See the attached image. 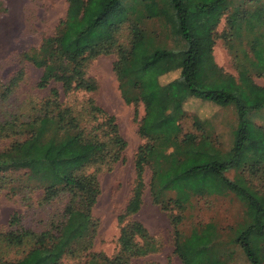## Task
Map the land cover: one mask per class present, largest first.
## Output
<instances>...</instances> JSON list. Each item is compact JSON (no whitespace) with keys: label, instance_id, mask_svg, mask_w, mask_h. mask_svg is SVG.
I'll return each instance as SVG.
<instances>
[{"label":"trees","instance_id":"1","mask_svg":"<svg viewBox=\"0 0 264 264\" xmlns=\"http://www.w3.org/2000/svg\"><path fill=\"white\" fill-rule=\"evenodd\" d=\"M65 4L52 33L20 55L39 70L35 88L46 94L9 103L23 70L0 81V192L25 205L37 194L38 209L55 202L62 207L29 227L13 213L0 231V264H137L156 253L158 241L133 218L142 205L145 170L150 202L166 217L171 254L180 264H235L237 253L247 264H264V128L250 119L264 109V86L254 81H264V0ZM221 18L224 27L216 34ZM215 39L230 53L235 76L214 63ZM110 55L141 143L133 159L134 185L117 217V250L107 258L90 252L96 230L91 211L100 193L98 174L122 159L126 143L114 117L92 99L97 83L86 69ZM174 71L176 78L159 83ZM189 99L232 109L227 149L205 119L193 115L190 130L183 128ZM227 195L243 206V223L224 236L212 222L182 233L192 200Z\"/></svg>","mask_w":264,"mask_h":264},{"label":"rangeland","instance_id":"2","mask_svg":"<svg viewBox=\"0 0 264 264\" xmlns=\"http://www.w3.org/2000/svg\"><path fill=\"white\" fill-rule=\"evenodd\" d=\"M65 8V0H0V81L6 82L18 69L23 70L24 75L9 103H17L29 97L41 98L46 94L45 90L35 88L39 70L21 61L20 55L30 48L37 47L43 36L52 33L57 21L63 17ZM223 27L224 20L221 18L215 29L216 34H219ZM121 35L124 36L125 33L122 32ZM211 55L217 67L224 73L235 76L231 55L220 39H215ZM113 60L112 55L99 56L86 69L87 75L97 83V91L91 95L92 99L114 117L119 134L126 143L122 159L114 164L109 172L98 174L100 193L91 211L96 230L90 252L107 258L112 257L117 250V217L123 211L134 185L133 159L136 148L141 143L132 105L125 104L120 97L111 70ZM177 75L178 71H174L161 76L158 81L165 84ZM254 81L264 86L263 80ZM183 109L186 113V118L182 121L185 130H190L191 116L205 119L210 124L218 145L224 150L228 148L231 130L235 125V115L231 108H219L203 101L189 99L183 104ZM141 115L142 109L138 107L137 116ZM250 119L255 125L264 128V109L253 111ZM226 176L230 179L233 173L228 172ZM148 179L149 172L145 170L142 205L133 218L158 241L159 250L138 260L137 264H180L171 254V235L166 217L150 202L146 187ZM30 196L29 204L25 205L18 196L0 192V231L7 230L8 219L13 213L20 216L22 226L29 227L38 216H48L62 207L60 202H55L48 207L35 208L38 195ZM243 211L241 203L232 195L195 199L184 213L185 218L180 230L186 235L195 224L212 222L222 229L223 236L228 235L231 229L245 220ZM235 264H247L242 254H236Z\"/></svg>","mask_w":264,"mask_h":264}]
</instances>
